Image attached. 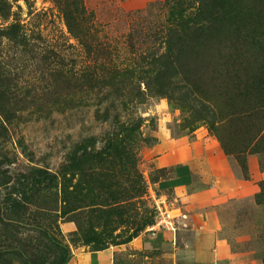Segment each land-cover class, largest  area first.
<instances>
[{"label":"rangeland","instance_id":"1","mask_svg":"<svg viewBox=\"0 0 264 264\" xmlns=\"http://www.w3.org/2000/svg\"><path fill=\"white\" fill-rule=\"evenodd\" d=\"M0 33V249L17 217L45 264L39 227L72 255L153 232V158L180 142L232 198L190 233L167 195L174 228L264 264V0H0Z\"/></svg>","mask_w":264,"mask_h":264},{"label":"crops","instance_id":"2","mask_svg":"<svg viewBox=\"0 0 264 264\" xmlns=\"http://www.w3.org/2000/svg\"><path fill=\"white\" fill-rule=\"evenodd\" d=\"M190 157L191 153L180 142L175 147L163 143L153 158L154 170L160 177L156 186L162 195L182 203L183 211L186 210L183 218L192 227L190 233L200 229L216 234L217 227L212 224L218 220L215 206L222 197L232 198L227 171L218 168L214 171L216 180L208 186L201 185L196 181ZM180 223L181 220L174 229L144 233L121 246L76 247L70 264H257L238 261L228 242L216 235L214 242L198 240L189 244Z\"/></svg>","mask_w":264,"mask_h":264},{"label":"trees","instance_id":"3","mask_svg":"<svg viewBox=\"0 0 264 264\" xmlns=\"http://www.w3.org/2000/svg\"><path fill=\"white\" fill-rule=\"evenodd\" d=\"M16 28V25H11L7 28L4 34L11 39L17 38L19 35H16L17 37L14 36ZM21 221H23V218L17 217L12 223L14 234L8 236L6 241L3 242L4 248L0 249V264L2 260L5 261V264H45L41 261L36 262L31 258L33 255L27 251V248L31 246L30 239H22L19 237L20 232L18 230L20 229ZM36 232L46 239L47 245H49V248L55 254V264H70L72 253L66 245L42 227H39Z\"/></svg>","mask_w":264,"mask_h":264},{"label":"built area","instance_id":"4","mask_svg":"<svg viewBox=\"0 0 264 264\" xmlns=\"http://www.w3.org/2000/svg\"><path fill=\"white\" fill-rule=\"evenodd\" d=\"M151 196L154 198V203L156 204V208L159 212V217L157 216L155 224L152 226V230L156 229H174V219L170 213V210L168 208V199L166 198L167 196L161 195L157 196L155 192H151ZM165 196V198H164Z\"/></svg>","mask_w":264,"mask_h":264}]
</instances>
